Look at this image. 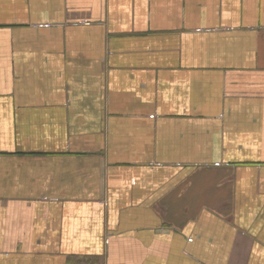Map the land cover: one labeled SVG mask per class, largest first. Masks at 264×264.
<instances>
[{
  "label": "crops",
  "instance_id": "0c3cea01",
  "mask_svg": "<svg viewBox=\"0 0 264 264\" xmlns=\"http://www.w3.org/2000/svg\"><path fill=\"white\" fill-rule=\"evenodd\" d=\"M0 264H264V0H0Z\"/></svg>",
  "mask_w": 264,
  "mask_h": 264
}]
</instances>
